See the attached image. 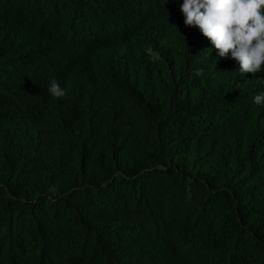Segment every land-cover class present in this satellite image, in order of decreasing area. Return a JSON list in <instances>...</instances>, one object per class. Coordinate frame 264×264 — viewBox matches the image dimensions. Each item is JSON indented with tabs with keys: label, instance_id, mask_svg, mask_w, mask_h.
Here are the masks:
<instances>
[{
	"label": "trees",
	"instance_id": "1",
	"mask_svg": "<svg viewBox=\"0 0 264 264\" xmlns=\"http://www.w3.org/2000/svg\"><path fill=\"white\" fill-rule=\"evenodd\" d=\"M181 2L0 0V264H264V72Z\"/></svg>",
	"mask_w": 264,
	"mask_h": 264
},
{
	"label": "clouds",
	"instance_id": "2",
	"mask_svg": "<svg viewBox=\"0 0 264 264\" xmlns=\"http://www.w3.org/2000/svg\"><path fill=\"white\" fill-rule=\"evenodd\" d=\"M179 8L184 24L197 27L219 57L230 54L240 73L264 72V0H182ZM47 92L61 98L66 89L51 78ZM253 102L264 105V91Z\"/></svg>",
	"mask_w": 264,
	"mask_h": 264
}]
</instances>
